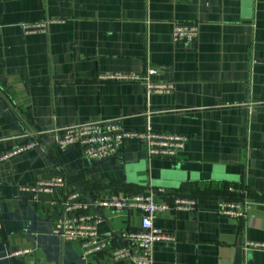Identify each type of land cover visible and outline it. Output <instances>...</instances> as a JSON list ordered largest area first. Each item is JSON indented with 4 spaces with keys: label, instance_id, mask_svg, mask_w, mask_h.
Listing matches in <instances>:
<instances>
[{
    "label": "crops",
    "instance_id": "crops-1",
    "mask_svg": "<svg viewBox=\"0 0 264 264\" xmlns=\"http://www.w3.org/2000/svg\"><path fill=\"white\" fill-rule=\"evenodd\" d=\"M177 21L197 24L193 42L172 41ZM149 67L170 93L96 78ZM94 119L187 139L174 157H147L139 138L102 160L57 146L62 128ZM27 142L0 160V264H133L82 258L52 230L66 192L89 201L149 189L168 206L153 219L169 239L153 244L152 264H264V249L246 246L264 244V0H0V153ZM56 176L65 182L50 191L21 189ZM230 185L251 202L243 218L217 211ZM178 198L194 209L175 208ZM92 211L116 242L140 229L135 209Z\"/></svg>",
    "mask_w": 264,
    "mask_h": 264
},
{
    "label": "built area",
    "instance_id": "built-area-1",
    "mask_svg": "<svg viewBox=\"0 0 264 264\" xmlns=\"http://www.w3.org/2000/svg\"><path fill=\"white\" fill-rule=\"evenodd\" d=\"M48 21L26 22L22 28L26 32L44 30ZM198 35V27L194 22L177 21L172 24L171 39L174 42L191 43ZM157 67L147 68L142 75L134 72L106 71L99 73L98 81L141 82L145 89V96L153 93H170L173 89L171 82L154 80L158 73ZM131 138L143 141L147 157H174L183 148L187 135L181 132H159L147 125L143 131L124 130L114 120L94 119L78 122L62 128V134L56 139L60 149L75 146L88 159L102 160L116 156L124 144ZM32 145L27 142L19 147L0 153L3 160ZM61 176L47 180H37L31 184L22 185L21 189L33 193L50 191L55 186L64 184ZM162 191V189H158ZM229 193H241L235 186H228ZM194 198H178L174 207L193 210ZM61 212L53 227V234L62 240L77 242L82 258L99 252H108L113 260L129 259L133 264H152L153 244L156 241L169 239L159 228L153 225L157 212L166 210L168 206L160 203L153 190L139 193H112L110 195L95 196L87 201L78 198L76 191L66 192L61 199ZM251 202L247 199L219 198L217 211L219 214L233 218H243ZM92 207L111 208L114 210L135 209L140 213V229L138 231L121 232L118 237L123 242H116L113 238L102 236L97 230L99 217L92 211ZM117 237V238H118ZM246 246L260 247L264 244L246 243Z\"/></svg>",
    "mask_w": 264,
    "mask_h": 264
},
{
    "label": "trees",
    "instance_id": "trees-1",
    "mask_svg": "<svg viewBox=\"0 0 264 264\" xmlns=\"http://www.w3.org/2000/svg\"><path fill=\"white\" fill-rule=\"evenodd\" d=\"M225 188V187H224ZM226 190H227V188H225ZM226 192H228V191H226ZM222 198H228V199H238V198H240V197H237L236 196V194H233V193H226V195L224 196V197H222Z\"/></svg>",
    "mask_w": 264,
    "mask_h": 264
}]
</instances>
